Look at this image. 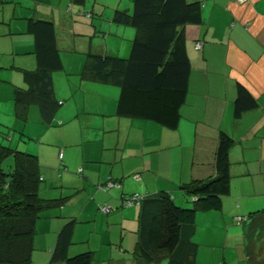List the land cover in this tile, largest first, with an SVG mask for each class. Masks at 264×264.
Here are the masks:
<instances>
[{
    "label": "crops",
    "instance_id": "0c3cea01",
    "mask_svg": "<svg viewBox=\"0 0 264 264\" xmlns=\"http://www.w3.org/2000/svg\"><path fill=\"white\" fill-rule=\"evenodd\" d=\"M199 1L202 23L182 28L188 91L177 128L168 129L117 115L119 88L79 75L89 52L128 55L134 30L111 18L117 8L131 10V0H0V135L12 133L24 152L37 156L43 197H66L35 221L31 264H63L51 255L70 219L68 255L90 251L91 264H140L138 205L125 198L166 191L184 204L180 185L215 174L223 132L233 141L230 188L220 209L196 213L193 260L264 264V0ZM29 19L53 22L63 64L52 72L59 106L50 122L35 104L24 118L15 108L16 88H26L25 72L36 68ZM237 83L257 102L239 118L233 115ZM159 263L168 264L166 253L146 262Z\"/></svg>",
    "mask_w": 264,
    "mask_h": 264
},
{
    "label": "trees",
    "instance_id": "16d2710c",
    "mask_svg": "<svg viewBox=\"0 0 264 264\" xmlns=\"http://www.w3.org/2000/svg\"><path fill=\"white\" fill-rule=\"evenodd\" d=\"M131 3V10L117 8L111 18L116 24L134 29L128 55L89 52L79 75L84 80L119 88L117 115L143 118L176 129L190 74L182 28L202 23V2L131 0ZM28 32L34 38L36 68L25 72L28 86L16 88L15 108L24 118L27 107L35 104L44 121L50 122L59 106L54 97L52 72L63 68L55 27L49 20L29 19ZM256 104L247 88L237 83L234 117L239 118ZM232 142L228 134H219L215 174L180 185L186 199L184 204H176L166 191L137 198L135 254L140 258V264L153 261L160 253L168 255V264H195L196 244L191 240L195 216L197 212L221 208L222 197L230 188L229 150ZM9 157L12 164L4 169L2 163ZM40 177L36 155L0 141V264H31L35 221L41 212L65 203V196L45 198L40 194L43 180ZM74 223L75 219H70L59 230L52 261L91 264L90 251L68 255Z\"/></svg>",
    "mask_w": 264,
    "mask_h": 264
},
{
    "label": "rangeland",
    "instance_id": "374dc122",
    "mask_svg": "<svg viewBox=\"0 0 264 264\" xmlns=\"http://www.w3.org/2000/svg\"><path fill=\"white\" fill-rule=\"evenodd\" d=\"M85 1H87L88 5H92V3H93V0H85ZM122 1L125 2L126 0H122ZM88 34H90V33H88ZM99 36L96 34V36H94L93 39H98ZM130 42H131V40H130ZM129 46H130V44H129ZM128 50H129V48H128ZM13 136L14 135L12 133L1 134L0 135V141L3 140L5 144L7 143V145H10L11 147H13L19 151H24L22 148L23 143L19 142V140L17 141L15 139H13ZM9 164H12V158L11 157L4 160V162L2 163V166L4 169H7V168H9V166H8ZM64 195H65V193H64ZM175 203L178 204V202H176V201H175Z\"/></svg>",
    "mask_w": 264,
    "mask_h": 264
},
{
    "label": "built area",
    "instance_id": "2783aa9c",
    "mask_svg": "<svg viewBox=\"0 0 264 264\" xmlns=\"http://www.w3.org/2000/svg\"><path fill=\"white\" fill-rule=\"evenodd\" d=\"M62 157V153H59V158ZM40 179H42V177H40ZM140 196L135 194L133 196H130V197H127L125 198V203L128 204V205H131V204H134L137 200V198H139ZM109 209V206L108 205H104V206H101V211L105 212ZM241 219H239L240 221Z\"/></svg>",
    "mask_w": 264,
    "mask_h": 264
}]
</instances>
